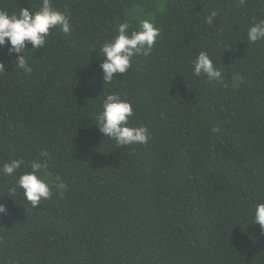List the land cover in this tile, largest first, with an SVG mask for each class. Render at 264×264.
Wrapping results in <instances>:
<instances>
[{"label": "trees", "instance_id": "16d2710c", "mask_svg": "<svg viewBox=\"0 0 264 264\" xmlns=\"http://www.w3.org/2000/svg\"><path fill=\"white\" fill-rule=\"evenodd\" d=\"M41 0H0L38 10ZM72 25L26 54L30 73L0 49V167L46 150L49 199L33 207L0 174V264H264V41L247 30L264 0H53ZM215 11L212 25L205 17ZM161 35L147 57L103 84L100 46L127 21ZM207 51L219 81L192 75ZM134 109L146 144L116 147L95 126L104 91ZM100 96V97H99ZM22 167L20 172L28 171Z\"/></svg>", "mask_w": 264, "mask_h": 264}, {"label": "clouds", "instance_id": "9594fccd", "mask_svg": "<svg viewBox=\"0 0 264 264\" xmlns=\"http://www.w3.org/2000/svg\"><path fill=\"white\" fill-rule=\"evenodd\" d=\"M216 16L217 13L211 11L205 17V23L212 25ZM55 29L67 34L71 31L72 25L65 13L53 6V0H41L38 10L29 7L10 11L0 7V49L6 48L8 54L15 57V70L19 69L23 73L32 71L26 55L29 51H26L27 46L31 45L32 50L44 48L46 38ZM160 35V28L150 18L141 19L134 30L130 29L127 21L120 23L112 39L100 46L99 54L102 56L100 68L104 86H111L117 76L128 72L134 56H149ZM247 41L252 44L264 41V19L255 21L248 28ZM4 73H7L5 65L0 61V74ZM192 75L206 77L208 81H219L222 78V70L216 66L207 51H201L192 60ZM100 96L102 99L94 119L95 126L106 140L113 141L116 147L137 143L143 145L149 142L147 127L130 124L134 109L129 101L123 99L118 92H106L105 88ZM50 163L51 157L48 152L42 150L27 165L23 159H11L5 162L0 167V174L15 178L14 187L9 191L15 194L19 189L25 200L36 207L41 200L51 197L53 186L61 194L68 187L59 176H56L54 181L48 178L45 170ZM22 167H27L29 170L20 172ZM6 212L5 205L0 204V214ZM253 223L264 231V202L255 206Z\"/></svg>", "mask_w": 264, "mask_h": 264}]
</instances>
